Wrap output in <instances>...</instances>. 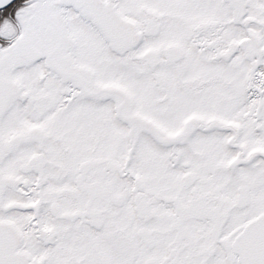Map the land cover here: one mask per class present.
Segmentation results:
<instances>
[{
    "label": "snow or ice",
    "instance_id": "1",
    "mask_svg": "<svg viewBox=\"0 0 264 264\" xmlns=\"http://www.w3.org/2000/svg\"><path fill=\"white\" fill-rule=\"evenodd\" d=\"M0 264H264V0H0Z\"/></svg>",
    "mask_w": 264,
    "mask_h": 264
}]
</instances>
